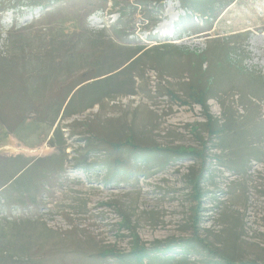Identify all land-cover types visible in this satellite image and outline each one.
I'll return each instance as SVG.
<instances>
[{"label": "rangeland", "instance_id": "1", "mask_svg": "<svg viewBox=\"0 0 264 264\" xmlns=\"http://www.w3.org/2000/svg\"><path fill=\"white\" fill-rule=\"evenodd\" d=\"M35 1L0 0V264L264 263V0Z\"/></svg>", "mask_w": 264, "mask_h": 264}, {"label": "trees", "instance_id": "2", "mask_svg": "<svg viewBox=\"0 0 264 264\" xmlns=\"http://www.w3.org/2000/svg\"><path fill=\"white\" fill-rule=\"evenodd\" d=\"M133 1H134L133 2V7H134L133 10L134 11H139L138 14H136L138 16V21H140V19H141L142 20L141 23H151V26H153L154 23H155V21H156V19H157L158 13L154 17H150V15H149L150 12H148L145 9L142 10V7H145V5L143 4V6H142L140 4V0H133ZM153 1H155V2H158L159 1V3H158L159 5L158 6H160L162 4V2H163V0H153ZM180 2L184 5V7H185V5H188L187 4L188 0H180ZM35 4H36V6H39V7H43L44 6L43 3H42V0L35 1ZM201 4L198 5V3H197V4H194L193 6H195V8H198L199 7V8L205 9L203 7V5H201ZM206 5H207L206 7H208V4L207 3H206ZM116 6H114V7H116ZM44 7H46V6H44ZM160 9H161V7H159V10ZM124 15L125 14H123L121 16V18L127 16V15H125V16ZM122 19H120L119 22H116L115 24H113L112 26H110L109 29H111V30L117 29L119 27V25L122 24ZM125 24L128 25L130 23L129 22H126ZM115 33L116 34H119L120 32H115ZM154 49H157V48H153L152 51H154ZM88 80H91V79H88ZM219 134H221V130L216 131L214 135H219ZM93 138H94V136L89 137V139H91V140ZM89 139L88 138H83L84 141L85 140H89ZM116 139H118V138H116ZM99 141H101V140L99 139ZM101 143H103V142H101ZM134 143H136L135 139L133 137L127 136L126 138H124L122 140L119 139V141H115V140H113L111 138L110 139H106L105 143H103V144H105L106 146L110 147L113 150L114 154L115 153H120L122 151V149H128L126 151H129L131 153V156H132L133 153H134V151L137 149V146L134 145ZM106 151H103V152H104V154H105L106 157H109L110 154H111L110 153V150H106ZM150 152H151L150 154H153L154 152H156V153L161 152V153H168V154H171V155L179 156V154L176 153V152H174L173 150L171 151V150H167V149H160L159 147H155V148L154 147H151ZM132 162L134 164L138 163V162H135L133 160V158H132ZM109 164H111L113 166L114 165L115 166L117 165L118 171H120L121 168L124 166L123 161L118 160V159L114 160L112 163L109 162ZM119 164L121 165V167H119ZM0 235H3V233L1 232V230H0ZM194 240L196 241V243L198 245H200L201 248H203L206 251L210 252L211 249H210L209 243H206L205 241L200 240V239H194ZM11 245H12V242L11 241H8V240L5 241L2 244L0 243V256L1 257H3L4 255H5V257H9V256H11L13 254L12 253V249L10 248ZM139 247L138 246H135L132 249V251H130L128 253L127 256L130 258V262L132 261L131 263H134V264H142L144 262V260L146 259V257H147V249L144 248V247H141V246H139ZM102 255H103L104 258H106L109 255H111V257L114 258V259H116L117 262L120 263V264H122L123 263V260H124L123 259V255H115L112 252H109V255H108V252L107 253H104ZM218 256L220 258L219 259L220 261H218L219 264H264V263H257L255 261H239V262H236L235 260H233V259H231V258H229L227 256H223V255H218ZM221 260H222V262H221ZM160 261L162 262V260H160Z\"/></svg>", "mask_w": 264, "mask_h": 264}, {"label": "bare ground", "instance_id": "3", "mask_svg": "<svg viewBox=\"0 0 264 264\" xmlns=\"http://www.w3.org/2000/svg\"><path fill=\"white\" fill-rule=\"evenodd\" d=\"M159 31H161V32H165V30H164V29L162 30V29H160V28H159Z\"/></svg>", "mask_w": 264, "mask_h": 264}]
</instances>
